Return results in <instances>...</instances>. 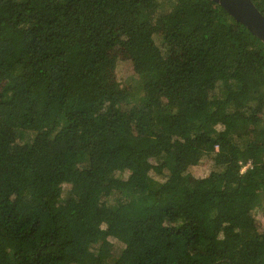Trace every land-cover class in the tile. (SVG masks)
<instances>
[{
    "label": "trees",
    "instance_id": "obj_1",
    "mask_svg": "<svg viewBox=\"0 0 264 264\" xmlns=\"http://www.w3.org/2000/svg\"><path fill=\"white\" fill-rule=\"evenodd\" d=\"M261 208L264 43L219 5L0 0V264H264Z\"/></svg>",
    "mask_w": 264,
    "mask_h": 264
},
{
    "label": "water",
    "instance_id": "obj_2",
    "mask_svg": "<svg viewBox=\"0 0 264 264\" xmlns=\"http://www.w3.org/2000/svg\"><path fill=\"white\" fill-rule=\"evenodd\" d=\"M264 43V15L252 0H210Z\"/></svg>",
    "mask_w": 264,
    "mask_h": 264
},
{
    "label": "rangeland",
    "instance_id": "obj_3",
    "mask_svg": "<svg viewBox=\"0 0 264 264\" xmlns=\"http://www.w3.org/2000/svg\"><path fill=\"white\" fill-rule=\"evenodd\" d=\"M118 76L122 84H127L128 86L136 87L139 83V77L133 73V71L130 69L129 66H127V64L119 65ZM213 170L214 167L212 160H210V158H205L202 161V163L191 169V173H193L194 176L201 178L208 176ZM151 175L155 180L159 182L164 181L161 177L157 176L155 173H152ZM258 219L260 220L261 224H264V210L262 208L259 210ZM113 243L115 245L114 253L117 256L122 251L123 245L115 241H113Z\"/></svg>",
    "mask_w": 264,
    "mask_h": 264
}]
</instances>
